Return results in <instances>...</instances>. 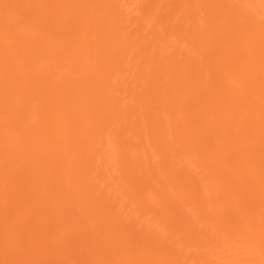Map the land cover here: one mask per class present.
I'll return each instance as SVG.
<instances>
[{
    "label": "bare ground",
    "instance_id": "1",
    "mask_svg": "<svg viewBox=\"0 0 264 264\" xmlns=\"http://www.w3.org/2000/svg\"><path fill=\"white\" fill-rule=\"evenodd\" d=\"M0 264H264V0H0Z\"/></svg>",
    "mask_w": 264,
    "mask_h": 264
}]
</instances>
